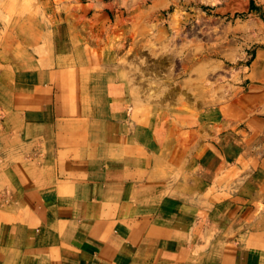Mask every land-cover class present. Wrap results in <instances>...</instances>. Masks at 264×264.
<instances>
[{"label": "crops", "instance_id": "crops-1", "mask_svg": "<svg viewBox=\"0 0 264 264\" xmlns=\"http://www.w3.org/2000/svg\"><path fill=\"white\" fill-rule=\"evenodd\" d=\"M53 44V69L0 72V155L17 158L0 171L15 189L0 195V264H176L206 246L218 264L264 260V50L246 125L189 145L172 112L144 124L121 109L126 86L93 46L66 41V62Z\"/></svg>", "mask_w": 264, "mask_h": 264}, {"label": "rangeland", "instance_id": "rangeland-1", "mask_svg": "<svg viewBox=\"0 0 264 264\" xmlns=\"http://www.w3.org/2000/svg\"><path fill=\"white\" fill-rule=\"evenodd\" d=\"M54 40L66 62V41L84 51L93 46L88 51L113 65L111 77L126 86L121 109L139 112L142 123L154 115L165 125L170 111L175 128L188 130L179 131L181 142L220 141L251 115L245 90L255 51L264 50V0H0V72L21 61L53 69ZM7 161L17 158L0 155V171ZM11 191L2 177L0 195ZM207 248L176 264H218L206 260Z\"/></svg>", "mask_w": 264, "mask_h": 264}]
</instances>
